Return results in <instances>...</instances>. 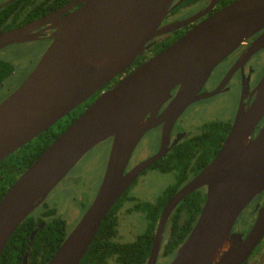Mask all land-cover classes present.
Listing matches in <instances>:
<instances>
[{"label": "water", "instance_id": "obj_1", "mask_svg": "<svg viewBox=\"0 0 264 264\" xmlns=\"http://www.w3.org/2000/svg\"><path fill=\"white\" fill-rule=\"evenodd\" d=\"M215 1L210 0V6ZM172 2L70 0L54 12L0 31L1 49L36 40L40 31L34 30L47 23L45 28L53 29L33 69L0 102V161L128 69L156 35L190 22L160 27ZM262 27L264 0H233L102 90L2 195L0 253L18 225L75 164L111 138L94 197L47 262L79 264L120 195L168 151L176 118L190 103L215 93H200L211 70ZM251 45L250 51L261 47ZM263 117L264 74L252 101L239 105L213 158L165 203L145 264L156 262L170 213L202 187L201 211L169 264H244L264 235V202L246 233L231 230L248 203L264 192V122L258 127ZM158 124L162 131L157 152L124 172L138 141ZM26 258L27 253L22 264Z\"/></svg>", "mask_w": 264, "mask_h": 264}, {"label": "trees", "instance_id": "obj_2", "mask_svg": "<svg viewBox=\"0 0 264 264\" xmlns=\"http://www.w3.org/2000/svg\"><path fill=\"white\" fill-rule=\"evenodd\" d=\"M27 1L30 2V0ZM68 1L70 0H62L61 4ZM15 2L19 3L20 9L21 5H27V2L23 0ZM11 4L2 10H8ZM36 10L34 8V16L38 14ZM20 14H22L21 10L19 18ZM161 46L157 45V49ZM142 62H144V56L140 55L128 69ZM13 69L12 63L0 57V83L5 82ZM111 86L109 83L104 88L108 89ZM99 92L100 90L95 92L71 114L57 121L56 125L50 126L0 161V190L2 191L0 195L7 190L5 183L12 184L17 174L23 172ZM230 123V121L222 120L205 121L196 133L186 135L175 146L173 143L168 153L158 161L156 169L160 173L173 172L175 180L152 201L141 200L128 193L129 189L125 190L101 221L79 264H105L108 261L117 264H145L154 238L157 218L165 202L186 179L195 175L213 158L229 131ZM259 197L263 199L264 192L260 193ZM46 200L47 198L10 235L0 253V264H22L25 253H27L26 264H47L68 230L65 218ZM204 200L205 188L203 187L192 191L177 204L166 223L163 254H174L176 247L193 227ZM128 203H130L129 212L143 214L145 227L134 239L122 241L118 231V210Z\"/></svg>", "mask_w": 264, "mask_h": 264}, {"label": "flooded vegetation", "instance_id": "obj_3", "mask_svg": "<svg viewBox=\"0 0 264 264\" xmlns=\"http://www.w3.org/2000/svg\"><path fill=\"white\" fill-rule=\"evenodd\" d=\"M7 1H9V0H0V31L6 30V29H9V28H13V27L19 26V25L24 24V23L31 22V21H33V20H35V19H37V18H39L41 16L47 15V14H49L51 12H54V11L62 8L63 6H65L69 2L68 1V2H65V3L61 4L62 0H53V1L52 0H30V2H28L27 0H23V1L27 2V5L26 6L21 5V9H20L19 3L15 2L16 0H10L9 2H7ZM231 1H233V0H216L213 3V5L210 6V0H173L172 7H170V9H168L166 15L164 16V18L162 19V21L160 23V27L161 26H165V25H169V24H172V23H176V22H179V21H184V20H191V21L188 22L187 24L181 26L180 28L173 29L170 32H166V33H162V34L156 35L153 39L148 41L146 43L147 47L145 48V50H144V52L142 54V56H144V61L146 59L150 58L151 56H153L155 53H157L161 49H163L168 44H170L176 38H178L179 36L184 34L188 29H190L196 23H198L201 20L205 19L206 17H208L213 12L221 9L222 7H224L225 5L230 3ZM5 2H7V3H5ZM9 4H11V7L8 10H4L3 11L2 8L6 7ZM52 7H54V8H52ZM34 8H36L37 9L36 12H38V14L36 16L33 15ZM20 10H21L22 14H20L21 17L19 18L18 15H19V11ZM19 19H20V21H19ZM46 26H48V23L45 24V25H42V26H40V27H38V28H36L34 30V31H38V30L40 31L39 36H38V38L36 40H29V41H25V42H21V43H13V44H10V45H7V46L1 48L0 52L4 51L7 47H10V46L15 47V46H17L19 44H21V45L28 44L29 45L31 43H38V44H41L42 46H44L43 51H41L42 53L39 56V58H40L41 55L43 54V52L45 51V49L47 48L48 44L51 41L50 35H51V32L53 31V29H46L45 28ZM252 43L260 44L261 47L256 49L255 51H250V49L252 48V45H251ZM157 45L158 46L162 45V46L159 49H157ZM38 60L39 59H37V61ZM37 61H36V63H37ZM9 62L12 63V61H9ZM13 67H14V69H13V72L10 74V76L13 73H15V71H17L15 69L14 64H13ZM33 67L31 68V70L33 69ZM135 67L136 66H132L130 68V70L135 68ZM31 70H29L26 73V75L21 79V81L18 84H20L24 80V78L29 74V72ZM130 70L126 69L123 73H121L118 76H116L113 80L114 81L116 79L118 80L123 75L128 73ZM263 74H264V27H262L260 30H258L256 33H254L252 36H250L244 42H242L236 49H234L230 54H228L223 60H221L211 70L209 76L207 77L206 81L202 85V89H201L200 93H203V94H208V93H212V92H215V93L190 103L182 111V113L176 118V120L174 121L173 127L171 129V132H170V141H169V146H168L169 149H168V151L170 150V148L173 145V143H174V146H175L186 135L196 133L197 129L200 127L201 124H203V122L208 121V120H210L212 118L211 117V118H209L207 120H204L202 123L201 122L196 123V124L192 123L193 124L192 125L191 122H189L191 120L192 116L187 118V119L183 118V114H184V112L186 110H189L190 108L196 106L199 103L209 101V100H211V99H213L215 97H218L220 95H223V94H226V96H229L230 93L232 92V93H234V97H235V100H236V102H235L236 105H235V107L233 108V111H232L233 112L232 113V117L228 120V121L232 122V120L234 118V115H235L239 105H242V106L246 107L252 101L253 89L255 88L256 84L258 83V81L260 80V78L262 77ZM9 77L7 79H9ZM6 80H5V82H6ZM113 80L109 82L110 86L114 82ZM5 82L0 83V93L2 91H4L3 89L7 86L6 85L7 82L6 83ZM109 83H107V84H109ZM104 86L101 89H99L100 92L102 90L107 89V88H104ZM14 89H15V87L13 88V90ZM176 90H177V87L174 88L171 91V95L172 96L174 95ZM12 91H10L9 93H11ZM96 96H94V98ZM5 97L0 98V102ZM86 101H84V102H86ZM168 102H169V99L161 106V108L159 110V113L164 109V107L168 104ZM88 104H89V102L86 104V106ZM195 109L196 108H193L192 110H193L194 113H197L198 110H195ZM73 110H71L64 117H66L67 115L71 114L73 112ZM64 117H62V118H64ZM211 120H216V119H211ZM263 122H264V117L258 123V127H261L263 125ZM161 131H162V124H158L157 126L147 130L144 133V135H146L148 133H151L150 136H149L150 137L149 138V142L152 143L153 146H155V148L153 149V151L146 152L143 155H137V154L134 155L133 152H132V154L129 157L128 164H127L124 172H126L127 170L133 168L137 163H139L140 161H142V160L154 155L157 152V150L159 149V146H160ZM257 132H258V130H255L254 131V135ZM142 137H141V139H142ZM141 139L138 141V143L141 141ZM109 140L111 142V138H109ZM138 143H137V145H138ZM168 151L162 157H160L157 161L151 163L148 167H146L135 178V180L132 182V184L127 189H131L133 184H135L137 182L138 178L142 174L146 173L147 171L158 172V170L156 169V166L158 165V161L161 158H163L168 153ZM19 174H17V176ZM188 179H190V178H188ZM188 179H186L185 182ZM10 185H9V182L5 183V188L8 189L10 187ZM97 188H96V190H97ZM1 192L2 191L0 190V193ZM132 195L137 197L135 194H132ZM0 196L2 197V195H0ZM152 200H154V198L153 199L150 198V201H152ZM252 202L256 206V215H257L258 207L264 202V198L261 199V197H259V195H258V196L254 197L250 201V203H252ZM250 203H248V204H250ZM162 209H161V211H162ZM161 211H160L159 216L157 218V222H158V219L160 217ZM118 213H119L118 231L120 232V228H121L120 225H121V219H122L121 215H125V217L127 219L128 218H132L133 219L136 216H133L132 215L133 213L128 211V208H126V204H124L118 210ZM136 213H138V212H136ZM171 214H172V212L170 213V215L168 217V220L171 217ZM142 219H143V214L139 215V218L136 217V221L138 223L140 221H142ZM168 220H167V222H168ZM157 222H156V225H157ZM132 224H131V228L128 229V231H130L129 233L134 232V230L136 228V225L135 224L132 225ZM156 225H155V228H156ZM234 226H235V223H234ZM234 226H233L231 231H234V229H235ZM155 228H154V231H155ZM249 228H250V226H249ZM249 228L246 231H243V233H246L249 230ZM165 232H164V235H166ZM238 232H240V231H238ZM119 235L122 237V235L120 233H119ZM164 235H163L162 240L165 237ZM178 246L176 247V249L178 248ZM257 247L259 248V250L262 249V248L264 249V235L260 239V241L258 242L256 247L253 249V251L251 252L249 257L246 259L244 264H247V261L249 260V258L251 257V255L253 254V252L255 251V249ZM176 249H175V251H176ZM175 251H174V254H175ZM174 254H173V256H174ZM156 262H155V264H156ZM169 263H167V264H169ZM105 264H117V263H114L113 261H108Z\"/></svg>", "mask_w": 264, "mask_h": 264}, {"label": "rangeland", "instance_id": "obj_4", "mask_svg": "<svg viewBox=\"0 0 264 264\" xmlns=\"http://www.w3.org/2000/svg\"><path fill=\"white\" fill-rule=\"evenodd\" d=\"M43 48L44 46L38 43H31L29 45L19 44L15 47H7L4 51L0 52V56L8 61H12L17 70L6 80L7 86L0 93V98L7 96L14 87L16 88L19 85L18 83L21 79L36 64ZM235 102L234 93L231 92L229 96L223 94L186 110L183 118L187 119L192 116L189 121L191 124L202 123L211 117V119L228 121L232 117V111L236 105ZM193 108L198 110L197 113L193 112ZM150 134L148 133L142 137L133 151L134 155H143L146 152L153 151L155 146L149 142ZM110 145L111 142L108 139L90 149L47 196L46 201L55 207L57 212L65 218L68 231L79 220L95 195L96 188L103 176ZM174 180L175 174L173 172L160 173L147 171L138 178L128 193L135 194L141 200H150V198L153 199L160 194ZM129 205L130 203L126 204V208ZM132 213L137 218H139V215H142L139 212ZM136 217L127 219L125 215H121L120 234L122 237L120 239L122 241L134 239L145 227L144 218L138 223ZM255 218L256 206L252 202L238 216L234 231L243 233V231H246L253 224ZM132 223L136 225L137 229L135 228L134 232L129 233L128 229L131 228ZM164 240L161 242L156 264H167L173 257V254H163ZM247 264H264V249L259 250L257 247L247 261Z\"/></svg>", "mask_w": 264, "mask_h": 264}]
</instances>
